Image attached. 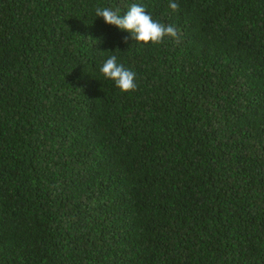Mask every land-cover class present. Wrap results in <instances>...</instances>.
<instances>
[{
  "label": "trees",
  "instance_id": "1",
  "mask_svg": "<svg viewBox=\"0 0 264 264\" xmlns=\"http://www.w3.org/2000/svg\"><path fill=\"white\" fill-rule=\"evenodd\" d=\"M178 3L0 0V264H264V0Z\"/></svg>",
  "mask_w": 264,
  "mask_h": 264
},
{
  "label": "clouds",
  "instance_id": "2",
  "mask_svg": "<svg viewBox=\"0 0 264 264\" xmlns=\"http://www.w3.org/2000/svg\"><path fill=\"white\" fill-rule=\"evenodd\" d=\"M169 8L173 12L178 11V0H169ZM95 15L102 18L106 25L114 26L121 33H128L138 45H158L166 38H178L175 26L155 20L145 7L137 3L130 4L123 14L119 8L98 7ZM99 74L105 81L113 83L122 94H130L137 88L135 71L121 63L116 55L108 56L99 65Z\"/></svg>",
  "mask_w": 264,
  "mask_h": 264
}]
</instances>
